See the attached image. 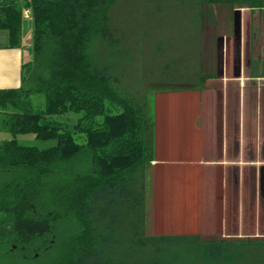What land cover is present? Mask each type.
Wrapping results in <instances>:
<instances>
[{"label":"trees","instance_id":"16d2710c","mask_svg":"<svg viewBox=\"0 0 264 264\" xmlns=\"http://www.w3.org/2000/svg\"><path fill=\"white\" fill-rule=\"evenodd\" d=\"M120 1L0 0L10 48H24L26 13L33 24L21 86L0 90V130L12 136L0 144L6 261L51 252L55 264H264V240L147 234L154 127L146 99L116 79L135 52L112 13ZM150 1L189 11L196 40L215 5L264 11V0ZM32 96H42L44 105L36 109ZM21 135L55 145H22Z\"/></svg>","mask_w":264,"mask_h":264},{"label":"rangeland","instance_id":"374dc122","mask_svg":"<svg viewBox=\"0 0 264 264\" xmlns=\"http://www.w3.org/2000/svg\"><path fill=\"white\" fill-rule=\"evenodd\" d=\"M156 3L122 0L112 10L135 51L131 63L116 77L118 85L146 99L154 127L155 161L147 178V234L264 240V198H260L264 174L250 163L256 152L249 129L241 144L242 153H238L232 120L238 104L235 59L239 42H243L248 60L250 34L254 69L264 75V11L238 12L215 5L204 14L196 40L189 11ZM32 25L26 13L27 62L31 60ZM202 74L205 81L201 85L197 79ZM162 82L172 89L160 90ZM31 100L36 109L45 102L42 96H32ZM260 101L264 103V94ZM251 102V96L245 99V119ZM220 103L226 107L227 117L219 109ZM68 117L71 122L77 119ZM11 138L0 130V144ZM18 141L40 148L55 145L38 142L33 135H21ZM261 152L259 160L264 159V147ZM238 174L239 187L235 188ZM260 201L262 207L257 206ZM5 252L0 247V264H12L6 261ZM40 259L18 264H55L56 253Z\"/></svg>","mask_w":264,"mask_h":264},{"label":"crops","instance_id":"0c3cea01","mask_svg":"<svg viewBox=\"0 0 264 264\" xmlns=\"http://www.w3.org/2000/svg\"><path fill=\"white\" fill-rule=\"evenodd\" d=\"M244 48H245V44H244ZM248 49H249V45H248ZM25 62L26 61H25L24 48H20V49L10 48L9 33L6 30L0 28V90L18 89L21 86L22 65ZM248 71L250 72V70ZM240 77L241 78L239 80L236 79L233 80L236 82V88L238 89L239 92L240 105H237V108L239 109V120L242 125L244 124L243 122L245 115L244 113L245 99L247 97L249 99L250 96L252 99L250 105L249 104L247 105L248 107L246 114L247 119H245V126L247 127V129H245L244 131L243 128V132L240 136V140H241L240 143L241 144L242 142L244 143L245 133L249 129V135H251L252 139L254 140V148H255L254 151L256 152L255 155L253 156V159L250 160V163L254 167H258L261 172L262 170H264V161H263L264 159L259 160L262 153L261 151L263 150L264 147V103H261L260 97L264 94V75H259L258 73L245 74V71L244 72L242 71ZM219 91L217 90V96H219L220 93ZM224 91L223 94L226 96L227 92L226 90ZM219 105L224 109L223 110L224 116L227 117L228 112L226 110V107L224 105L222 106V103H220ZM221 107L219 109H221L222 111ZM218 116L220 118V114ZM227 119L228 118H226V128H227ZM232 120L235 121L234 114ZM226 143H227V139H226ZM240 151L242 152V146ZM258 153H260V156H257ZM263 193H264V188L262 186L261 187L262 197L260 194L261 201L264 198ZM261 201L257 202L258 203L257 206L262 207ZM257 206L255 204V207Z\"/></svg>","mask_w":264,"mask_h":264},{"label":"flooded vegetation","instance_id":"af4514ba","mask_svg":"<svg viewBox=\"0 0 264 264\" xmlns=\"http://www.w3.org/2000/svg\"><path fill=\"white\" fill-rule=\"evenodd\" d=\"M253 38L251 37V34L249 35V43L247 45H249V58L247 60V58L245 57V54L247 53L244 49V46H243V42H239V52H238V56L236 57L237 59H235V74H234V79L236 80H239L241 77L240 75L242 74V71L244 72L245 71V74H253L252 73V69L254 68V65H253V59H252V56H251V51H252V48H253ZM251 43V45H250ZM248 50V49H247ZM250 67V68H249ZM250 70V72L248 71ZM237 95H238V104L237 105H240V102H239V92L237 91ZM222 99H223V95H222ZM239 107V106H238ZM223 109V108H222ZM224 110V109H223ZM223 115H224V112H223ZM234 118H235V125H234V128H233V136L235 137V144L237 145L239 151L238 153H242L240 150H241V143H240V136L243 132V128H244V131L245 129H247V127L245 126V118H244V124L242 125L240 120H239V109L237 108L235 110V113H234ZM226 136H229V135H226ZM258 172V170H257ZM260 172V171H259ZM263 174H264V170L261 171ZM255 173H256V169H255ZM263 188H264V185H262ZM236 187H239V174L237 175V177L235 178V188ZM239 206V204H238Z\"/></svg>","mask_w":264,"mask_h":264},{"label":"water","instance_id":"95a60500","mask_svg":"<svg viewBox=\"0 0 264 264\" xmlns=\"http://www.w3.org/2000/svg\"><path fill=\"white\" fill-rule=\"evenodd\" d=\"M238 12H240L241 10H237ZM238 23H239V21H238Z\"/></svg>","mask_w":264,"mask_h":264}]
</instances>
